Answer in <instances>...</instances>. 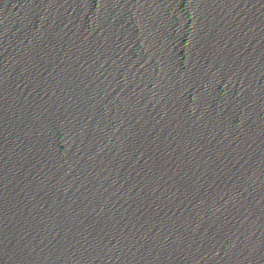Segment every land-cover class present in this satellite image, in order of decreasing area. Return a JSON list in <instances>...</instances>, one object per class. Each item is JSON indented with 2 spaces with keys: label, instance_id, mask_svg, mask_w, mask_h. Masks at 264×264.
<instances>
[{
  "label": "water",
  "instance_id": "95a60500",
  "mask_svg": "<svg viewBox=\"0 0 264 264\" xmlns=\"http://www.w3.org/2000/svg\"><path fill=\"white\" fill-rule=\"evenodd\" d=\"M0 264H264V0H0Z\"/></svg>",
  "mask_w": 264,
  "mask_h": 264
}]
</instances>
